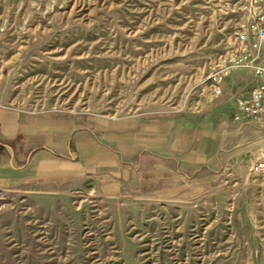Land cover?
Wrapping results in <instances>:
<instances>
[{"label": "rangeland", "instance_id": "1", "mask_svg": "<svg viewBox=\"0 0 264 264\" xmlns=\"http://www.w3.org/2000/svg\"><path fill=\"white\" fill-rule=\"evenodd\" d=\"M254 17L251 0H0V157L24 170L42 147L29 121L72 122L46 172L0 184V264H264V179L251 175L264 138L183 192L141 173L166 141L100 129L213 108L214 68Z\"/></svg>", "mask_w": 264, "mask_h": 264}, {"label": "crops", "instance_id": "2", "mask_svg": "<svg viewBox=\"0 0 264 264\" xmlns=\"http://www.w3.org/2000/svg\"><path fill=\"white\" fill-rule=\"evenodd\" d=\"M252 86L251 73L247 69H241L226 80L221 100L219 99L220 101L213 108L193 118H178L172 121L160 119L146 123L142 127L138 126L137 122L132 125L103 123L100 129L103 132H117L116 139L119 141L135 138H147L155 143L166 141L164 149H156L142 157L141 173L146 179L159 180L172 190L200 191L210 187L222 177L221 170L225 162L236 160L241 153V147L245 145L253 147L256 136L264 138V121L236 122L234 120L235 98H247ZM28 124L31 125L25 129L23 135L30 139L31 145L37 144L42 147L36 149L37 151L30 158L32 165L21 171L13 168V160L10 161L8 157L1 156L0 184L13 185L38 172H46L45 164L62 158L66 153L68 141L65 137L71 129V121L69 123L63 122L62 119L36 123L29 121ZM48 126L50 129L47 128ZM131 126L134 127L133 130H130ZM84 140H88V137H74L77 151L86 148L83 147ZM88 146L87 144V152H96V148ZM140 147L139 143L119 144L122 152L138 151ZM123 174L126 179L127 172ZM127 177L129 180L132 178V176Z\"/></svg>", "mask_w": 264, "mask_h": 264}, {"label": "built area", "instance_id": "3", "mask_svg": "<svg viewBox=\"0 0 264 264\" xmlns=\"http://www.w3.org/2000/svg\"><path fill=\"white\" fill-rule=\"evenodd\" d=\"M255 4V17L243 24L236 34L230 51L214 68L210 102L224 95V83L241 69L252 76L253 86L247 98H235L236 122L264 121V0H251ZM254 179H264V160L251 168Z\"/></svg>", "mask_w": 264, "mask_h": 264}]
</instances>
